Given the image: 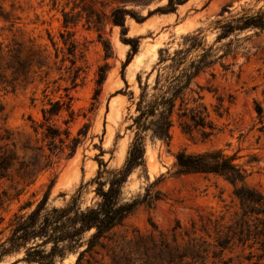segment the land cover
Instances as JSON below:
<instances>
[{"label": "rangeland", "instance_id": "rangeland-1", "mask_svg": "<svg viewBox=\"0 0 264 264\" xmlns=\"http://www.w3.org/2000/svg\"><path fill=\"white\" fill-rule=\"evenodd\" d=\"M86 1L97 11L109 14L111 5L102 6L101 0ZM166 3L167 0H149L145 4H127L141 19L126 14L127 32L123 35L119 25L106 19L102 40L109 41L110 47L105 49L93 24L86 23L85 13L77 17L74 25L64 26L63 11L77 14L80 10V6H73L72 0H0V13L10 16L5 20L0 15V40L15 37L31 42L45 49L49 56L45 68L49 70L48 76L41 80L36 77L32 83L15 90L0 86V126L13 129L22 139H34L32 120H41L40 110L46 98L66 99V93L71 96L76 113L75 121L70 123L72 134L87 123L86 135L73 156L40 172L32 183L0 178V191L5 194L0 202V244L10 236L15 215H26L52 180L48 208L65 205L80 186V206L96 204L97 183L92 179L99 170L123 164L133 136L128 125L135 113L134 99L140 91L137 75L144 82L154 68L148 77L152 83L156 69L170 63L168 59L158 62L160 54L166 57L178 48L187 50V57L195 60L205 55L207 66L190 86L193 90H199L197 84L203 87L202 102L207 106L213 129L204 135L202 129L185 130L175 120L168 141L147 133L145 167L132 170L120 194L121 201L136 200L137 204L109 234L115 239L120 235L132 236L134 228L145 232L151 228L149 218L168 232L176 219L182 227H188L191 219L198 221L199 215L213 212L229 219L239 211L234 188L222 176L173 173L175 153L182 149L198 152L222 148L226 154L236 155V161L247 170L246 185L264 194V27L237 28L239 17L264 14V0H185L177 4L175 11L168 12L163 9ZM64 37L74 40L81 51V56L77 52L76 61L81 70L74 85L65 68L61 72L57 69L66 52ZM122 37H136L138 42L137 52L125 66L130 44L123 42ZM64 64L70 62L66 60ZM104 64L105 78L95 106L89 109L97 86V70ZM65 86L69 88L65 90ZM189 96L196 93L193 91ZM256 104L262 108L261 120ZM63 117H67L65 112ZM63 117L54 119L61 127H65ZM107 178L108 174L102 172L100 179ZM147 191H157L160 197L147 202L143 200ZM93 231L94 228L86 230L82 240L86 242ZM84 247L85 243L62 259L57 256L55 264H74ZM97 248L98 253H85L80 264H96L95 260L105 254V249ZM23 255L24 248L5 253L0 264H27L23 260L14 262Z\"/></svg>", "mask_w": 264, "mask_h": 264}, {"label": "trees", "instance_id": "trees-1", "mask_svg": "<svg viewBox=\"0 0 264 264\" xmlns=\"http://www.w3.org/2000/svg\"><path fill=\"white\" fill-rule=\"evenodd\" d=\"M73 6H80L79 12L63 11L64 26L74 25L77 17L85 13L86 23L93 24L105 49H109L107 40H102V26L107 19L121 27V35L127 32L124 24L125 15L130 14L136 20L139 14L126 7L127 4H145L149 0H101L102 6L111 5L109 14L97 11L86 0H72ZM185 0H167L164 11H175L177 4ZM150 13V11H149ZM0 15L9 20V14ZM264 14L239 17L237 28L246 26L264 27ZM63 37V36H62ZM219 38L222 36H218ZM130 44V52L125 66L138 50L136 37H122ZM66 52L60 58L57 69L68 72L72 84H76L81 67L76 65L77 45L74 40L63 38ZM193 47V45L191 46ZM167 52V51H166ZM187 50L174 49L171 54L159 56L158 62L170 60L166 66L156 69L152 83L146 75L144 82L137 75L139 93L134 99L135 113L131 115L133 136L129 142L123 164L115 169L99 170L92 179L97 183L95 194L99 200L94 205L82 208L79 204L80 186L70 200L63 206L47 207L49 191L53 180L43 196L26 215H15L10 236L0 244V257L20 248L24 255L14 262L25 261L27 264H55L56 257L62 259L69 251H74L85 243L78 252L74 264H80L85 253H98V248L105 249V254L96 264H264V194L246 185L247 170L240 165L234 154H226L222 148L187 152L184 149L175 153L174 174L211 173L222 176L233 186V193L239 200V211L225 219L224 214L199 215L198 221L190 220L188 227H182L176 219L166 232L149 218L151 228L145 232L137 228L130 237L120 235L117 238L109 234L124 218L134 210L137 201L123 202L120 199L121 188L129 174L136 167H145V141L150 135L168 141L170 128L178 120L183 129H202L209 134L213 127L208 120L207 106L202 102L203 87L199 90L190 86L194 77L207 66L204 54L197 60L187 57ZM108 56V54H106ZM48 55L45 49L36 47L31 42L12 37L0 40V86L15 90L19 86L32 83L36 77L48 76ZM58 57V51L55 53ZM70 64H64V61ZM106 64L98 67L95 79L96 87L89 109L97 102L101 85L105 78ZM55 81V80H54ZM69 87L65 86L67 90ZM196 96H189L192 92ZM66 99L47 97L41 107V120H32L34 139H22L16 132L0 126V178H19L32 183L37 175L51 168L61 159L73 156L82 137L86 135L87 123H83L73 135L70 123L76 119L71 96ZM2 109V108H1ZM63 112L67 117H63ZM258 119L262 118V108L256 104ZM85 115V113L83 114ZM55 117H63L65 127L58 125ZM209 128V130H207ZM102 172L108 174L100 179ZM0 191V202L2 201ZM160 197L159 192H146L143 200L151 202ZM27 204H25L26 206ZM94 228L85 241L81 236L86 230ZM50 244L49 248L46 245ZM107 256V260H104Z\"/></svg>", "mask_w": 264, "mask_h": 264}]
</instances>
